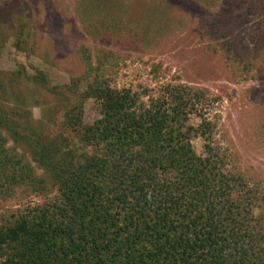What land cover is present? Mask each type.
<instances>
[{
	"label": "trees",
	"instance_id": "trees-1",
	"mask_svg": "<svg viewBox=\"0 0 264 264\" xmlns=\"http://www.w3.org/2000/svg\"><path fill=\"white\" fill-rule=\"evenodd\" d=\"M86 59L90 76L96 69ZM36 77L50 86L44 72ZM80 92L98 101L100 117L87 124L75 106L55 139L0 104V133L31 148L53 189L45 205L0 226V264H264V190L226 171L211 122L190 123L203 93L171 83L117 90L100 79ZM69 134L77 143L63 145ZM196 138L206 142L203 155ZM5 144L0 134V180L47 191Z\"/></svg>",
	"mask_w": 264,
	"mask_h": 264
},
{
	"label": "rangeland",
	"instance_id": "rangeland-1",
	"mask_svg": "<svg viewBox=\"0 0 264 264\" xmlns=\"http://www.w3.org/2000/svg\"><path fill=\"white\" fill-rule=\"evenodd\" d=\"M258 1L0 0V104L55 139L75 106L87 124L100 117L98 101L79 95L95 79L117 90L183 85L191 95L204 94L190 123H212V141L226 156V171L263 191L264 13ZM87 55L96 69L90 76ZM38 70L47 74L48 88L37 79ZM79 83L78 93L72 89ZM68 86L64 93L58 89ZM0 134L14 164L26 160L48 189L13 186L2 178L5 226L22 211L45 205L53 189L31 148L15 143L7 131ZM61 143L77 140L69 134ZM205 143L194 139L199 155Z\"/></svg>",
	"mask_w": 264,
	"mask_h": 264
}]
</instances>
